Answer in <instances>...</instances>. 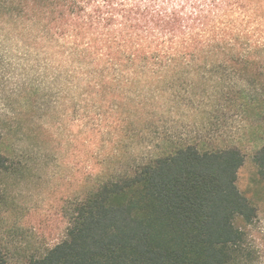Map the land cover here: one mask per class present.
<instances>
[{"label": "trees", "instance_id": "1", "mask_svg": "<svg viewBox=\"0 0 264 264\" xmlns=\"http://www.w3.org/2000/svg\"><path fill=\"white\" fill-rule=\"evenodd\" d=\"M5 15L106 79L97 86L118 81L141 120L134 86L184 72L237 74L235 102L264 105V0H0ZM253 162L264 181V144ZM243 163L237 147L162 151L76 199L65 236L16 264H254L257 208L237 186ZM26 172L0 150V204ZM0 264H13L1 246Z\"/></svg>", "mask_w": 264, "mask_h": 264}, {"label": "rangeland", "instance_id": "2", "mask_svg": "<svg viewBox=\"0 0 264 264\" xmlns=\"http://www.w3.org/2000/svg\"><path fill=\"white\" fill-rule=\"evenodd\" d=\"M56 51L37 26L0 16V150L27 171L9 180L0 204V246L10 261L61 240L75 200L108 176L191 143L244 154L237 186L257 208L254 264H264V181L253 162L264 144V105L235 102L239 76L198 71L138 82L132 91H143L141 120L135 105L120 101L118 81L101 88L106 79Z\"/></svg>", "mask_w": 264, "mask_h": 264}]
</instances>
